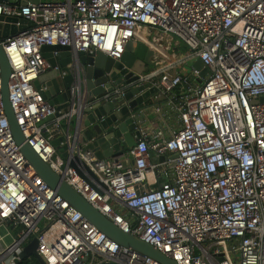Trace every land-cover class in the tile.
Masks as SVG:
<instances>
[{"label":"built area","instance_id":"1","mask_svg":"<svg viewBox=\"0 0 264 264\" xmlns=\"http://www.w3.org/2000/svg\"><path fill=\"white\" fill-rule=\"evenodd\" d=\"M0 14L27 21L16 20L0 45L9 105L40 159L115 225L177 264H264V0H0ZM144 26L160 33L165 52L156 49L128 81L106 79L111 89L83 102L77 51L117 59ZM43 44L68 46L74 97L48 119L56 109L42 95L46 84H33L57 68L42 55ZM195 58L206 67L202 74L191 65L179 69ZM144 82L154 86L149 98H166L176 124L167 133L150 129L142 103L129 112L138 133L123 153L96 157L83 148L73 114L107 100L118 108L127 103L124 91ZM60 134L66 156L50 142ZM74 155L100 192L68 165ZM32 237L36 262H27L32 253L18 254ZM0 264H162L98 230L36 173L10 133L1 99Z\"/></svg>","mask_w":264,"mask_h":264},{"label":"water","instance_id":"2","mask_svg":"<svg viewBox=\"0 0 264 264\" xmlns=\"http://www.w3.org/2000/svg\"><path fill=\"white\" fill-rule=\"evenodd\" d=\"M26 1L37 2L39 0H20L18 2L25 3ZM16 20L20 22L26 21L22 17L0 14V40L16 30L18 27L14 23ZM161 37L157 30H150L144 26L137 40L129 39L126 41L117 59H113L100 51L92 53L82 50L77 51V58L82 66L81 76L85 89L81 97L82 101H90L94 96L100 95L103 91L110 90V83L105 81L108 78L112 79L111 83H116L121 78L125 81L134 78L136 74L130 77L128 75L133 72L139 73L147 65L151 64L156 49L160 48L159 55L165 52L162 44L160 45ZM137 47L139 48L138 51H136ZM52 49L56 50L55 55H52ZM40 50L50 65L57 64V68H49L33 79L35 86L44 81L46 88L43 89L42 95L49 103H53L55 106L56 111L45 117L48 119L58 113V109L66 111L74 98L69 89L72 81V73L68 64L70 52L68 46L62 44H43ZM141 52H143L142 55ZM190 65L193 68L199 69L200 74L206 70V67L202 66V62L198 58L193 59ZM60 70L64 71V74L61 76L57 75ZM8 73L9 66L0 45V99L2 108L14 141L19 145L20 151L33 166L36 173L98 230L114 239L118 244L128 246L142 254L148 255L162 264H177L174 259L164 255L151 243L115 225L74 190L58 173L53 171L45 161L38 157L29 144L24 141L22 132L15 121L9 105L7 99ZM100 82H104V85L107 87L102 86ZM146 86L147 83L144 82L127 88L123 93V98L127 99V103L118 108H114V103L110 100L80 107L77 111L78 114H73V124L76 127L78 141L82 144V147L91 149L96 157H103L119 155L131 146L134 135L137 136L138 132L134 127L135 123L132 116H129V112L140 106L154 91V86ZM258 99L264 98L260 96ZM63 137L62 134L57 135L50 142L61 156H66L65 144L59 143V140H62ZM161 158L162 155L158 157V159ZM67 163L93 188L100 192V189L90 179L91 177L96 181L95 176L77 156L74 155L68 158ZM35 243V238L32 237L23 245L18 254L19 257L22 258L30 253L34 254Z\"/></svg>","mask_w":264,"mask_h":264},{"label":"crops","instance_id":"3","mask_svg":"<svg viewBox=\"0 0 264 264\" xmlns=\"http://www.w3.org/2000/svg\"><path fill=\"white\" fill-rule=\"evenodd\" d=\"M9 1L17 2L20 0ZM149 97L150 96L142 102L144 104L146 103L147 106L141 117H144L145 123L150 129H160L163 133H167L168 128L176 124L174 112L169 105L164 102L166 99L165 97H160L158 99H151ZM153 102L159 107L158 111H155Z\"/></svg>","mask_w":264,"mask_h":264},{"label":"rangeland","instance_id":"4","mask_svg":"<svg viewBox=\"0 0 264 264\" xmlns=\"http://www.w3.org/2000/svg\"><path fill=\"white\" fill-rule=\"evenodd\" d=\"M170 45H173L175 46L174 49H180L182 50L183 52H186L188 50V47L182 42V41H179V43L177 45L174 44V41H171L170 40ZM139 48L137 47L136 51H138ZM143 52H141V55H142ZM136 55V54H135ZM192 60L190 59H187L185 63H182L181 65H179V69L183 70V71H188L189 72V66H190V63H191ZM200 81V80H199ZM63 123V122H62ZM25 260L27 262H36V259L34 257L33 254H30L29 257L25 258Z\"/></svg>","mask_w":264,"mask_h":264}]
</instances>
